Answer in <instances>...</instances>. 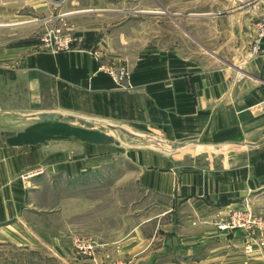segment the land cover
<instances>
[{
	"label": "crops",
	"instance_id": "0c3cea01",
	"mask_svg": "<svg viewBox=\"0 0 264 264\" xmlns=\"http://www.w3.org/2000/svg\"><path fill=\"white\" fill-rule=\"evenodd\" d=\"M257 3H248L252 13ZM242 13L235 14L239 24H250L254 15ZM25 23L0 21V28ZM107 24L76 33L66 50H36L33 39L0 49V118L37 120L15 129L0 124V244L63 248L60 240L80 230L71 218L92 215L104 201L99 176L107 170L114 173L107 187L113 209L116 171L124 192L139 194L134 204H118V210L133 206V213L125 214L117 237L104 241L112 255L135 264H149V257L160 264H264V228L227 232L215 225L247 206L264 217V55L251 72L257 77L212 60L198 65L155 45L139 47L142 21ZM108 66L127 67L128 81L115 82ZM48 113L93 122L94 128L80 126L86 133L101 124L129 135L128 129H158L166 141L214 155L207 164H181L142 149L137 164H101L110 155L101 157L90 140L17 141L36 124L67 125L40 123L36 116ZM88 184L90 193L83 191Z\"/></svg>",
	"mask_w": 264,
	"mask_h": 264
},
{
	"label": "rangeland",
	"instance_id": "374dc122",
	"mask_svg": "<svg viewBox=\"0 0 264 264\" xmlns=\"http://www.w3.org/2000/svg\"><path fill=\"white\" fill-rule=\"evenodd\" d=\"M249 2L250 0H0L1 23L26 22L15 27L0 28V49L17 47L25 44L27 42L25 40L33 39L38 42L36 50L61 51L56 47L65 38L73 40L70 42V48H72L75 45L76 33L91 25L99 24L101 20L108 21L107 26H112L113 23L132 18L134 21L145 23L141 26L143 34L138 39L139 47L147 43L178 52L179 55L194 60L198 65H207L208 60H212L235 72L242 71L250 74L256 67H260L258 58L264 55L263 44L259 50H253L257 46V22L264 16V1L254 0L258 3L253 13L248 5ZM161 4L162 7L159 6ZM109 7L115 10L112 12L97 10ZM85 10L95 11L81 13ZM247 10L249 13L244 16L254 15L253 19L249 20L251 23L239 24L235 14L238 16V13L243 14L242 12ZM209 12L212 13L211 16L207 15ZM221 16H223V22L220 21ZM254 60L256 63L253 62ZM251 75L257 76L253 73ZM260 78L264 81L263 76ZM27 123H37V120L21 121L13 116L0 118V124L5 129H15L17 128L15 126H23ZM63 123L67 125L56 124L47 129L35 128L38 126L36 124L26 130L28 135H25V132L17 141L33 142L44 138L57 140L64 137L90 140L99 146L101 157L110 155L109 158L101 160V164H137V156L142 149L153 151L168 159L177 158L181 164H207V156L214 155L210 150L205 152L202 148L166 141L162 131L158 129L143 134L128 129L133 133L129 135L117 127L112 128L101 124L97 125V131L94 133H86L81 129L86 127L84 125ZM103 172L99 176V188L100 197L104 201L100 202V208L94 209L92 215L71 218L80 230L75 229L72 231L74 233L68 232L65 240H60L63 248L29 249L0 244V264H114L118 262L135 264L132 260L118 257L117 253L112 255L104 241L117 237V230L126 226L123 217L129 212L133 213V206L130 207L132 209L118 210V204H130V202L134 204L139 194L135 195L129 191L125 193L121 180L118 179L119 171H116L114 182L117 186L115 197L117 207L116 210L113 209L111 206L113 202L108 201V196L111 198V195L108 194L107 187L108 184L113 183L114 173L109 176L107 170ZM83 189L84 192L90 193V184ZM151 204L152 200L149 196L148 205ZM235 212L237 211L233 213ZM252 212L258 219V225L250 231L244 228L235 230L252 233L264 228V217L253 209ZM233 213L223 219L229 218ZM85 238L94 240L98 245L93 256L82 254L76 247V240ZM155 261L156 259L152 261L151 257L147 259L149 264H160ZM159 261L171 262V258H160Z\"/></svg>",
	"mask_w": 264,
	"mask_h": 264
},
{
	"label": "built area",
	"instance_id": "2783aa9c",
	"mask_svg": "<svg viewBox=\"0 0 264 264\" xmlns=\"http://www.w3.org/2000/svg\"><path fill=\"white\" fill-rule=\"evenodd\" d=\"M73 40L71 38H65L63 42L59 44L58 50H64L70 48V42ZM264 42V16H262L259 21L257 22L256 28V44L254 51H257L261 48ZM104 71L108 73L115 82L118 84H124L128 81L129 72L126 67H116V66H108L104 68ZM264 104V103H263ZM28 174L26 177L30 176ZM258 225V219L254 216L252 209L247 207L243 211H237L233 213L227 219H220L216 223V226L221 231H231L235 229L244 228L248 231L255 228ZM76 247L79 252L85 255L93 256L95 251L98 248L97 243L91 239H77L76 240ZM114 264H126L124 262H118Z\"/></svg>",
	"mask_w": 264,
	"mask_h": 264
},
{
	"label": "water",
	"instance_id": "95a60500",
	"mask_svg": "<svg viewBox=\"0 0 264 264\" xmlns=\"http://www.w3.org/2000/svg\"><path fill=\"white\" fill-rule=\"evenodd\" d=\"M37 118L39 119L40 123H54V122H67V123H78L84 125L88 128H94L95 125L93 122L83 119H76L71 116L63 117L61 114L58 113H48V114H38Z\"/></svg>",
	"mask_w": 264,
	"mask_h": 264
},
{
	"label": "trees",
	"instance_id": "16d2710c",
	"mask_svg": "<svg viewBox=\"0 0 264 264\" xmlns=\"http://www.w3.org/2000/svg\"><path fill=\"white\" fill-rule=\"evenodd\" d=\"M36 44L38 43V42H35ZM40 125H38L37 127H35V128H38ZM25 135H28V132H26L25 133Z\"/></svg>",
	"mask_w": 264,
	"mask_h": 264
},
{
	"label": "bare ground",
	"instance_id": "6f19581e",
	"mask_svg": "<svg viewBox=\"0 0 264 264\" xmlns=\"http://www.w3.org/2000/svg\"><path fill=\"white\" fill-rule=\"evenodd\" d=\"M37 117V116H36ZM63 117H66V116H63Z\"/></svg>",
	"mask_w": 264,
	"mask_h": 264
}]
</instances>
